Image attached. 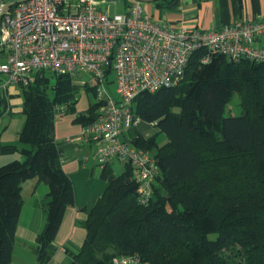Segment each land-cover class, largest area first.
I'll use <instances>...</instances> for the list:
<instances>
[{"label":"trees","instance_id":"1","mask_svg":"<svg viewBox=\"0 0 264 264\" xmlns=\"http://www.w3.org/2000/svg\"><path fill=\"white\" fill-rule=\"evenodd\" d=\"M151 1L165 9L179 4ZM203 55L200 50L191 56L178 86L133 100L135 117L166 136L160 146L156 135L144 138L136 127L127 132L159 168L150 202H139L130 167L120 175L104 167L99 176L108 187L88 214L86 238L70 264H110L131 255L140 264H264V65L220 55L201 63ZM79 91L75 80L46 73L21 87L19 144L0 142V154L19 152L23 158L0 166V264L12 263L21 185L35 177L49 187L36 257L40 264L52 258L64 211L73 204L53 135L55 111L62 106L65 114L75 113ZM233 93L241 112L225 117ZM98 107L90 105L76 120L91 123ZM5 108L0 98V118Z\"/></svg>","mask_w":264,"mask_h":264},{"label":"built area","instance_id":"2","mask_svg":"<svg viewBox=\"0 0 264 264\" xmlns=\"http://www.w3.org/2000/svg\"><path fill=\"white\" fill-rule=\"evenodd\" d=\"M104 4L0 0V89L26 87L37 73L67 76L89 86L99 107L95 119L82 126L81 137L93 146L100 170L115 163L131 168L138 200L148 205L159 168L150 151L127 137L140 123L131 110L133 100L142 92L178 86L191 56L200 50L201 63L220 55L233 63L264 65V18L234 20L209 30L173 29L150 16L137 0L113 16ZM62 114L61 106L55 116ZM110 264L140 260L122 256Z\"/></svg>","mask_w":264,"mask_h":264},{"label":"crops","instance_id":"3","mask_svg":"<svg viewBox=\"0 0 264 264\" xmlns=\"http://www.w3.org/2000/svg\"><path fill=\"white\" fill-rule=\"evenodd\" d=\"M96 1L106 3V0ZM128 1L130 3L132 0ZM143 8L155 20L173 29L209 30L221 28L234 20L259 21L264 18V0H179L175 9L161 8L151 1L144 3ZM3 79L4 76L0 74V84ZM0 98L6 102L5 111L0 118V142L18 145L24 125L21 88L12 86L4 91L0 89ZM78 102L77 99L75 113L58 115L54 122V140L60 151L61 169L71 183L73 204L64 211L60 228L52 243V258L47 264H70L72 255L79 252L86 238L88 214L108 187L107 181L99 176L101 170L95 160L94 148L81 137L82 124L76 120L77 114L87 112L94 98L91 97V101H88L87 108L78 107ZM139 124L155 128L154 131L151 128L152 132L145 136L136 127L144 138L159 133V129L151 124L142 121ZM22 160L19 152L0 154V166ZM48 193V185L37 177L22 183L23 204L15 232L11 264H40L36 257L37 238L46 222L45 204ZM62 248L65 249L64 252Z\"/></svg>","mask_w":264,"mask_h":264},{"label":"rangeland","instance_id":"4","mask_svg":"<svg viewBox=\"0 0 264 264\" xmlns=\"http://www.w3.org/2000/svg\"><path fill=\"white\" fill-rule=\"evenodd\" d=\"M101 1V0H99ZM142 6H144V3H141ZM129 5V1L128 0H114L113 2H108L106 0V3L104 4V9L107 10L108 14L110 16H113L115 14H123L126 9L127 6ZM48 82L49 84H53L55 82L54 78L48 77ZM34 85V84H33ZM80 85V84H79ZM81 87V91H79L78 95V107H82V108H87L89 103L88 101H91V97L94 98V102L91 105H95L96 100H95V96L94 93L92 91V89L89 86H82ZM84 90V91H83ZM111 92L114 93V87L111 86L110 88ZM87 92V93H86ZM47 94L49 95L50 98H52V93L51 90H49L47 92ZM87 101V102H86ZM239 103H240V99L239 96L236 93H233L230 97V100L228 102V104L226 105V108L224 110V116H230V115H239L241 110L239 108ZM61 107V106H59ZM58 107V108H59ZM138 129L145 135L148 136L149 133L152 132V130L154 131L155 128L151 127L150 125H145V124H138ZM152 128V130H151ZM156 141L157 143L161 146L166 142V136L163 133H158L156 135ZM113 172L115 175H120L121 173H123L125 167L121 164L115 163L113 166Z\"/></svg>","mask_w":264,"mask_h":264},{"label":"water","instance_id":"5","mask_svg":"<svg viewBox=\"0 0 264 264\" xmlns=\"http://www.w3.org/2000/svg\"><path fill=\"white\" fill-rule=\"evenodd\" d=\"M137 1H139L141 3H149V2H151V0H137Z\"/></svg>","mask_w":264,"mask_h":264}]
</instances>
